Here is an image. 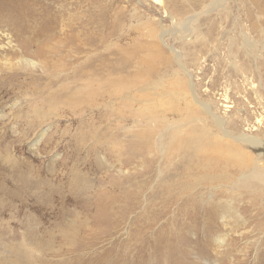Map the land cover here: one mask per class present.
I'll return each mask as SVG.
<instances>
[{
  "label": "rangeland",
  "instance_id": "374dc122",
  "mask_svg": "<svg viewBox=\"0 0 264 264\" xmlns=\"http://www.w3.org/2000/svg\"><path fill=\"white\" fill-rule=\"evenodd\" d=\"M77 1L81 0H68L67 3L61 0H27L23 10L33 16L26 19L24 26L33 30L39 27L48 30L42 38L30 35L27 38L31 39L33 46L42 47L41 51L45 55H24L35 61L36 66L20 64L23 67L20 69L17 68L20 65L12 68L14 63L11 61L15 62V56H7L12 58L9 59L11 67L5 66L0 56V264H81V258L91 261L90 264H97L95 260L107 257L108 252L123 254V247L133 246L135 228L131 221L144 215V210L146 215L158 212L161 215L165 211L147 235L150 237L163 230L167 240L181 243L186 249L182 264H264V153L262 150L256 152V148L248 146L247 141L237 143L234 148L240 147L251 163L252 158L258 154L260 156V161L254 166L256 168L247 169L249 182L240 183L230 194H223V200L218 199L221 197L220 192L213 193L212 199L205 200L209 189L200 185V200L204 199L205 203L201 209L197 208V215L194 216L193 206L188 207L185 203L180 205L181 201L174 198H171L168 209L163 210V200L167 195H164L160 186L177 180L172 174L177 172L180 175L177 164L184 158L183 154L185 157L191 155V144L216 157L215 150L200 133V129H194L193 135L196 136L185 149L184 146L183 149L179 146L170 148L168 135L163 139L166 150L163 155L156 144H147L150 152L146 153V161L141 164L138 158L143 156H135L128 149L131 143L138 145L146 141L148 137L145 140L143 138L148 133L139 139L132 137L130 134H143L145 130L119 120L109 112L110 120L96 124L98 117L93 108L85 107L81 117L76 113H62V108H58L55 111L57 114H51L50 119L39 128L28 125L31 111L51 110L47 107V95L57 87L45 79L43 61L47 65L57 64L59 60V68L65 63L67 68H62L68 71V63L79 64L85 59L91 61L96 69V61L100 57L108 82L116 80L120 84L132 85L131 91L139 99H149L153 93L137 94L136 87L154 86L152 91L161 95L158 99L161 108H164L167 104L171 106L170 95L175 96L176 91L188 92L187 88H191L200 104L208 105L216 116L229 124L230 132L251 136L263 144L264 0H170L166 12L154 0H82V6L74 8ZM48 4L50 8L45 13ZM61 4L62 19L49 28L43 27L45 21L49 22L51 17L59 15ZM68 25L72 26L69 31ZM67 35L69 38L73 36L75 47L80 51L75 50L79 52L77 55L74 54L73 45L66 42ZM158 35L162 38L159 39ZM87 37L92 43H86ZM58 41L63 44H57ZM57 45L61 49L56 48ZM174 53L179 55L178 60L174 58ZM61 56L65 58L61 59ZM66 72L58 77H65ZM95 74L92 73L91 77L95 78ZM59 95L62 96L61 93ZM13 105L16 107L13 108ZM171 111L167 113V124L155 125V133L150 134V139L156 134L152 140L157 142L158 134L165 129L187 122L188 119H179L181 115L186 117L184 111ZM195 112L201 114V107H195ZM208 125L211 130H215L212 124ZM93 126L99 130L93 129ZM187 127L184 128L186 132ZM40 130L46 132L38 144L35 141ZM186 135L193 136L188 130L181 134V139L186 138ZM124 157H134L135 163L125 167L128 170L126 174L118 175L116 168L110 166L117 165V159L125 160ZM149 159L153 161L148 168L151 178L147 177L151 181L152 195L149 189L142 192L138 207L129 215L126 214L125 221L115 224V229L109 234H104V224L79 226L81 216L95 213L94 204L83 209L65 202L61 208L64 213L62 221H57L59 212L55 201L50 202L51 207H43L47 198L44 195L45 188L52 186L68 193L67 182H71L73 176L83 178H79L77 183L82 187L101 178L107 183L104 187L107 190L115 188L111 190L115 192L117 188L127 185H109L110 179L126 181L124 178H130V184L134 185L132 176L145 173ZM158 160H161V167L158 164L160 168L156 167ZM61 163L67 166L63 168ZM240 165L234 164L229 173L235 177ZM214 168L207 170L206 178L219 174ZM159 169L161 180L154 182ZM70 172L73 174L70 175ZM62 176L66 179L62 180ZM143 178L146 179L145 176ZM23 179L27 182L24 183ZM233 180L237 185L239 179ZM102 183H98V186ZM176 191L172 190L173 194ZM117 192L115 194H119V190ZM145 200H152L146 209ZM209 208L216 213L219 211L217 220L211 224L206 217ZM78 213L81 216L74 217ZM59 231H75L78 235L65 239ZM217 241L222 245L219 246ZM195 243L197 246L192 247ZM181 244L179 247L182 248ZM172 246L175 248V245ZM129 255L132 254L126 257L112 256L124 258L125 264L136 263L137 256L128 258ZM142 259L146 261L145 256ZM157 259L153 258L148 263L153 264ZM99 264L111 263L102 261Z\"/></svg>",
  "mask_w": 264,
  "mask_h": 264
},
{
  "label": "bare ground",
  "instance_id": "6f19581e",
  "mask_svg": "<svg viewBox=\"0 0 264 264\" xmlns=\"http://www.w3.org/2000/svg\"><path fill=\"white\" fill-rule=\"evenodd\" d=\"M8 1L10 3H8ZM26 1L27 0H0V56L3 57L4 61L2 62H4L5 66L7 65L11 67V65L9 64H11V62L14 63V66H12V68L20 64L21 65L26 64L28 67L36 66L35 61H33L32 59H28L27 57L25 58L24 55L28 56L30 55V53L34 54L35 56L39 55L42 53L41 51L42 47H40L39 45L33 46V44L30 42L31 39L29 37L27 38V36L30 35V36L42 38L43 33L45 31H48L40 27L38 30L36 29L33 30V28L29 26L32 29L31 30L24 26V24L26 23V19L29 17L32 18L33 16L32 14L30 13L28 14L27 12L23 10V7L26 6ZM61 1L62 2L64 1L67 3L68 0H61ZM83 1L85 2L86 0H83ZM83 1L82 0L77 1L74 5L73 3H71V5H73L74 8L76 7L79 8L82 6ZM215 1H218V0H215ZM154 2L159 4V7L160 9L163 10V12H166V10L169 8L168 6L170 4V0H154ZM48 8H50L49 4L45 8V13L49 11ZM58 9H59V15L55 17H51L49 22L45 21L43 23V27H48L52 25L53 23L57 22L58 20L62 19L63 5L61 4ZM70 17L72 18V16ZM41 27H42V22H41ZM71 27L70 25H68V28H69L68 31L72 29ZM161 35H158L159 39L162 38ZM72 37L69 38L67 35L66 42H69L71 45H73L74 48L73 47L72 48L74 49V54L77 55L80 51L77 47H75V42ZM86 40H87L86 43L87 42L92 43L89 37H87ZM57 44L62 45L63 43L58 41ZM60 45H57L58 47L56 46V48H60L61 47ZM31 49L33 50L30 51ZM75 50L79 52L77 53ZM45 51H46V48H45ZM62 51L67 52L66 50H62ZM42 54L44 57L45 53H42ZM10 55L15 56L14 58L15 62L14 61L10 62L9 59H12V58H7V56H10ZM66 55L65 57H67ZM65 57L61 56V59ZM174 58L178 60L179 55L177 53H174ZM64 61L66 60L64 59ZM45 62L46 61L42 62L43 64L42 71L45 73V79L48 81L49 84H52L53 87L55 85H57V87L56 89H51L47 95V99H48L47 107H49V109L51 110L43 111L40 109H36V110L31 111L30 119L28 118L29 119L28 125L31 124V128L33 126L39 128L46 120L50 119L51 114L52 115L54 114L53 116L57 114L55 113V111L58 108H62L61 109V111H63L62 113L66 114L67 112H69V114L71 113L72 115H75L76 113V115H78L79 117H81V115L85 113L84 111L85 107H87L88 109L93 108L94 111H96L97 117H98L97 121L95 122L96 124H100V123H103V121H107L110 118V116L108 117V114H107L109 112L111 115H115L116 118H118L119 120L128 121L130 125H133V126L135 125V127H140L145 130L143 134H139L136 132L130 134L132 135V137L139 139L142 135L148 133L143 138V140H145L148 137L146 141H143V143H139L138 145H135L136 143H131L128 149V150H131L130 153H132L135 156H138V157L143 156V158L137 157L138 159H141L140 160L141 164H143V162L146 161V158H144L146 156V153L148 154V152H150L149 150H147V147H148L147 144L149 143H152L154 145L156 144L159 153L163 155V152L166 151L164 149L163 139L167 137V135H168L167 139L169 142L168 144L170 148L171 147L175 148L179 146V148L182 147L183 149V146H184V149H185L189 147V145L191 144V142L196 136V135H193V131H195L194 129L201 130L200 133H202L205 136V138H207L208 142L211 143V147L215 150L214 152L216 154V157H214L212 153L204 152L203 149H197L195 145L191 144V155L188 157H185V155L183 154L184 158L183 159L180 158L181 161H179V164H177L178 168L180 169L179 171L180 175H177V172H175V174H172V176H175L177 180H174V182L171 184L160 186L161 189L163 188L162 190L164 191V195H167L166 197H164V200H163V210L168 209V206L171 204V198H174L176 201H181L180 205L182 203H185L187 204L188 207L193 206L194 210H193L192 215L196 216L197 208L201 209L203 207V204L205 203L204 199L203 201L200 200L202 197L201 196L202 191L200 190V187H199L200 185H203L202 187H207V189H209L208 195L206 196V199H205V200H209L213 198V193L215 195L216 192H220L221 197H219L218 199H222L223 194H226V193L230 194L232 190L239 187L240 183L246 182L247 184L249 182L248 178L250 177L247 175L248 173L247 169L254 168L257 161H260V156L258 154L257 156H255V158H252V163H251L246 158L244 152L240 150L241 149L240 147L234 148L237 143L241 141L243 142V140L247 141V143L249 144L248 146L256 148L254 149L256 152H259L262 150L264 153V143L262 144L258 142L253 137L250 138L251 136H245V135L242 136V135H237V134H233L232 132H230L228 129L229 124L222 121L220 117L216 116L215 113L211 111L208 105L200 104L197 98L195 97L191 88H187V90H189L188 92L187 91L185 92L184 90L182 91V93L176 91L175 96H172V95L169 96L170 102H172L173 105L171 103V106H169L166 103L167 105H165L164 108H161L160 101L158 99L161 97V95L155 94L152 91L154 90L153 88L154 86L150 88H148L150 85H147L146 87L144 86L136 87L137 94L142 93V92L145 93L148 91L154 94V95L152 94V97L149 99H139V97L134 95V92L131 91L133 87L132 85L120 84L119 81H116V80L112 82H108V79H107L108 76H106L105 74L103 59L100 57L96 61L98 63V65H96L97 66L96 69H94L93 65L91 64V61H88L87 59L80 62L79 64L77 63L75 64L74 62L68 63V71L65 68L64 69L62 68V67H66L65 63H63L61 65V68H59L60 66L59 60L57 61V64L48 63L46 65L47 62L46 63ZM178 64L182 66L181 63H178ZM17 68L20 69L23 67L21 66ZM183 70L185 69L183 68ZM64 72H66L65 77L59 78L58 76ZM94 72H96L95 74L96 77L92 78L93 76L91 77V75ZM13 75H16V74L13 73ZM111 78H109V80ZM188 83H187V86H188ZM17 86L19 85L17 84ZM55 92L61 93L62 96H60L59 93H55ZM45 98L46 96H44V99ZM15 105H13V108L16 107ZM197 106L201 107V114H199L198 112H195V107ZM171 110L184 111L185 112L184 114H186V117L184 115H181L179 119L181 120L183 118L188 119L187 122L183 121L181 126H177V127L175 126L174 128H171V129L167 128V130L165 129L161 134H158L159 136L158 141L157 142L153 141L152 139L154 138L156 134L151 139H150V136H151L150 134L155 133L154 126L155 125L162 126L163 124H165V122H167V113H169V111ZM126 114H129V115L126 116ZM208 123L212 124L215 130H211L210 125H208ZM189 124H192V125H189ZM186 127H187V132L188 130L191 131V134L193 136L186 135V138L181 139L180 137L181 134L183 132L187 133L186 131H184V128ZM93 129H96V131L99 130L97 126H93ZM45 132L46 130L39 131V133L37 134V140L35 141V143H38L40 140H42V138L45 135ZM94 139H95V136H94ZM212 139L216 141H211ZM226 141L235 142V144H231ZM130 153L128 152V155L132 156ZM133 158L132 159L125 158V160L123 161L117 159L116 160L117 165H111L110 168H113V169L116 168L115 171L118 175L126 174L128 170L125 169V167H128L129 165H133V162L135 161ZM152 162L153 161H151V159L147 161V163H149L148 164L149 166L145 167V173L137 174L136 172H134L137 174V175L134 174L132 176V180H134V185L130 184L131 183L130 178H124L126 181H124L123 179H118V178H116V181L113 179L108 180L109 185H122V184L127 185V187L124 185L125 188L116 189V192L119 190V194H115L116 193L115 191H111V190H114L115 188H109V190H107L104 187L107 183L105 180L101 178L95 179L92 183L87 184L86 186L82 187V186H79L80 183L79 184L77 183L79 181L78 180L79 178H81L82 180L83 178L73 176L70 179L71 182L69 180L67 182V184L69 185H67L68 189L66 192L68 193H63V192H60L57 188H53L52 186H47L45 188V193H44L45 197H47L46 198L47 200L45 199V203L43 204V207L44 208H47L46 206L51 207L50 202L55 201L57 203L58 212H59V215L56 217L57 221H62L64 219V213L62 212V209H63L62 206L66 204L65 202H70L72 203L73 207H77V208L81 207L83 209L90 208L94 204L96 208L94 214L91 215V214L86 213L84 214L85 216H81L80 213L83 214V212L80 211V213H78L77 215H74V217L81 216V222H79L80 227L85 226V225H90V224L91 225L92 224L94 225L104 224L105 226V227L103 226L104 234H109L111 230L115 229V224H120V221H125V218L127 217V215H129L130 212H132L134 209L138 207V205L140 204V194L142 192L149 189L150 190L149 193L151 192L153 193V190L151 187V181L147 180V177L151 178V176L148 175L151 172L150 170H148V168L151 167ZM158 164L161 167V160L157 161L156 163L157 168L159 167ZM234 164H241L235 172V175H236L235 177L229 173V170L234 167ZM65 165L61 163L60 166H63L64 168ZM145 165L147 164L145 163ZM213 166H215L214 170L219 171V174L215 176H208V178H206L205 176L208 175L207 170L211 169ZM133 169H134V166H133ZM71 172H70V175L73 174V173L71 174ZM156 172L157 174L155 176V179L153 180L154 182L156 180H161L160 178L161 174H159L160 169ZM144 176L146 177V179L143 178ZM198 176H200V178H198ZM70 177L71 176H69V178ZM64 178L65 177L62 176V180ZM233 179H239L237 185ZM23 182L26 183L27 180L23 179ZM98 183L99 184L102 183V184L98 186ZM211 187H214L215 189L211 190ZM133 188L135 190H132ZM172 190H177V191L176 193L173 194ZM185 193L187 194L185 195ZM151 201L148 202L147 200H145L146 206L144 207V209L148 208ZM207 202L208 201H206V203ZM207 211H208V216L206 215V217H208L207 219L209 223L211 224L213 220H217L219 216V211H217V213L213 212L212 208L207 209ZM163 212L164 213L161 215L159 214V212L157 214L146 215L147 212L146 210H144L143 211L144 215L141 214L138 216L137 218L138 220L134 219L131 221V225L133 226V229L135 228L132 234V238L134 239V242L132 244L133 246L132 247L126 246L125 248L123 247L124 248V249L122 248L123 254H117L118 251L117 253L108 252L107 257L103 259H97L95 260V262H97V264H99V262H102V261L110 262L111 264H125L124 258H116V257H119V256L126 257V255L131 253L132 255H129L128 258L137 256V258L135 259L136 263L134 264H149L148 263L149 260H152L153 258H158L157 261L153 264H171V263L182 264L181 260H183L186 256L185 255L186 249L183 248L181 243L179 244H181L182 248L179 247L178 243L175 244L172 241H170V239L167 240L163 233V230H159L155 235H151L150 237L147 235L150 229L154 227L157 221L160 219V216H163L165 214V211ZM71 226H74V225H71ZM74 228L76 229V227ZM108 228H110V231H108ZM192 231L194 232L195 228ZM59 232L61 234V237L65 239L69 237H75L78 235V233H76L75 231H70L69 233H66L65 231H59ZM148 243H150L149 246H147ZM217 243L219 244V246L222 245L220 241H217ZM145 244H146V247H145ZM172 245H175V248ZM193 246H197V243L192 245V247ZM130 248H132V250ZM128 250H130L131 252H128ZM193 250H195V248ZM113 254L116 255L115 258L112 256ZM203 255L204 253L201 254V256ZM76 256L78 255L76 254ZM76 256L74 255V257ZM144 256L146 257V261L145 260L143 261L142 259ZM90 263L91 261H85L83 258H81V264H90ZM150 264L152 263L150 262Z\"/></svg>",
  "mask_w": 264,
  "mask_h": 264
}]
</instances>
